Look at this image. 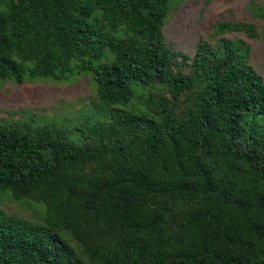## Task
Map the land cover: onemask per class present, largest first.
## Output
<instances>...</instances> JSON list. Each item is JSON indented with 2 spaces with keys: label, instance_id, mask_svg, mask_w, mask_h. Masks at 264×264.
<instances>
[{
  "label": "trees",
  "instance_id": "obj_1",
  "mask_svg": "<svg viewBox=\"0 0 264 264\" xmlns=\"http://www.w3.org/2000/svg\"><path fill=\"white\" fill-rule=\"evenodd\" d=\"M174 1L0 0L1 81L89 73L111 107L77 139L0 123V264H264V76L239 38L172 50Z\"/></svg>",
  "mask_w": 264,
  "mask_h": 264
},
{
  "label": "rangeland",
  "instance_id": "obj_2",
  "mask_svg": "<svg viewBox=\"0 0 264 264\" xmlns=\"http://www.w3.org/2000/svg\"><path fill=\"white\" fill-rule=\"evenodd\" d=\"M245 21L255 24L257 37L244 32L218 35L215 24ZM172 50L189 57L199 40L214 42L220 36L239 38L249 44V63L264 76V0H175L162 28ZM91 74H73L67 79H35L22 83L0 80V123L33 120L56 123L69 130L72 139L80 138L86 124L109 116L110 106L99 107ZM2 207L33 222L45 212L41 203L16 201L1 193Z\"/></svg>",
  "mask_w": 264,
  "mask_h": 264
}]
</instances>
